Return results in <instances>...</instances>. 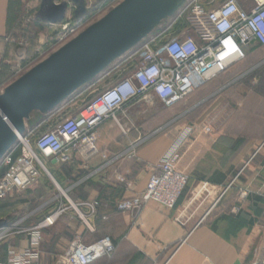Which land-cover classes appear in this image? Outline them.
<instances>
[{
  "label": "crops",
  "instance_id": "0c3cea01",
  "mask_svg": "<svg viewBox=\"0 0 264 264\" xmlns=\"http://www.w3.org/2000/svg\"><path fill=\"white\" fill-rule=\"evenodd\" d=\"M98 1L108 2L38 0L37 13L27 19L31 25L28 28L23 23V10L25 6L33 8L37 0H0V96L8 87L87 28L105 18L125 0L117 1L111 8L105 9L98 20L89 23L87 28L80 29L81 21L88 22L94 16ZM191 1L183 0L175 13L162 21H173ZM203 2L209 10L223 3L215 7L217 3L214 0ZM61 5L65 6L63 19L57 24H49L46 21L48 10ZM239 5L241 6L240 3ZM65 24L71 25L72 32H67L66 37L59 40L64 34L61 27ZM174 28L171 29L175 33ZM42 32L49 36L47 44L40 43L37 38ZM246 58L250 60L245 64L243 62L242 67H238L240 69L235 73L236 76L221 84L217 92L248 76L252 78L253 85L261 82L264 93V46L248 47ZM106 69L107 67L104 70ZM103 71L76 88L50 111L30 113L29 118L23 121L24 134L37 127L48 129L65 117L76 116L99 92L91 85ZM143 112L142 109L132 110L136 122L144 117ZM188 133V130L174 127L152 136L150 140L140 144L129 158L130 154L127 152L140 135L137 138L124 136L112 122H107L96 131L97 146L100 153L105 154V159L99 154L86 161L73 153L64 163L54 164L52 160H46V168L51 178H56L54 181L59 188V194L54 196L57 204L62 193L73 202L98 200L100 207L94 216L87 217L88 224L79 220L71 209L60 216L43 233L37 264H61L71 242L77 238L85 244H92L103 237H109L114 244L115 251L110 257L100 258L92 264H251L264 255V200L258 194L264 181V176L259 178L260 174L264 175V147H256L247 160L249 162L260 155V162H253L249 166L253 173L243 185L254 190L251 196L245 201L239 200L233 206L228 205L221 211H210L202 219L206 211L200 210L206 204L210 207V200L218 191L226 187L229 189V184L236 178L229 180L230 166L224 167L222 161L217 164L214 156H208L211 146L195 142L187 144ZM176 144H179L177 167L188 176L186 189L176 207L167 209L149 202L141 211L133 214L118 212L116 203L125 197L141 193L152 169ZM119 174L127 175L132 182L131 189L125 190L116 181ZM44 183L42 178L39 184L43 187ZM202 183H208L210 195L203 194L193 201L195 191ZM55 208L56 205H50L45 212L41 211L35 222L25 228L36 225ZM235 208H239L237 213L234 212ZM82 212L85 213V210ZM32 213L27 214L28 217ZM27 248L28 239L25 235L11 237L0 246V263L7 261L8 251L19 252Z\"/></svg>",
  "mask_w": 264,
  "mask_h": 264
},
{
  "label": "built area",
  "instance_id": "2783aa9c",
  "mask_svg": "<svg viewBox=\"0 0 264 264\" xmlns=\"http://www.w3.org/2000/svg\"><path fill=\"white\" fill-rule=\"evenodd\" d=\"M251 1L253 6L250 9L241 7L237 0H225L219 7L209 10L203 0H192L158 35L163 38L162 46L159 47L157 39H152L138 47L125 59L127 72L99 91L76 116L65 118L36 135L32 130L18 137L16 148L0 162V201L36 187L44 176L51 178L46 160L64 163L73 153L86 161L99 154L105 159V154H101L97 146L96 131L101 125L112 122L121 134L128 135L134 129L133 109L154 106L170 109L240 64L246 58L248 47H263L264 0ZM179 23L185 26L174 33L171 28ZM68 27V24L61 27L64 34L59 40L66 37L67 32H72ZM202 132L211 133L210 126L203 127ZM145 141V138L138 139L131 145L127 152L129 158ZM178 149L179 144H176L152 169L141 193L116 203L118 212L133 214L149 202L167 209L176 207L188 183L187 174L177 167ZM116 181L125 190L132 187L126 174L117 175ZM199 188L202 195H210L208 183L200 184ZM227 189L216 198L202 219ZM239 194L240 201L249 197L246 190ZM258 194L264 200V181ZM59 197L57 208L36 225L28 228L14 225L0 232V243L13 236L25 235L28 239L25 251H8L7 261L0 264H37L43 233L60 216L71 209L79 220L88 224L87 217L94 216L100 207L98 200L73 202L62 193ZM238 211L239 208H235L234 212ZM114 251L115 246L109 237L92 244H85L77 238L71 242L61 264H92L100 258L110 257ZM251 264H264V255Z\"/></svg>",
  "mask_w": 264,
  "mask_h": 264
},
{
  "label": "rangeland",
  "instance_id": "374dc122",
  "mask_svg": "<svg viewBox=\"0 0 264 264\" xmlns=\"http://www.w3.org/2000/svg\"><path fill=\"white\" fill-rule=\"evenodd\" d=\"M117 1L119 0L98 1L94 10V16L88 22L87 20L85 22L81 21L82 25L80 29H85L89 23L92 24L93 21L98 20L102 16L101 13L105 9L115 5ZM214 1L217 3L215 4L216 7L225 0ZM237 2L245 9H250L253 6L251 0H237ZM35 4L33 8L25 6L23 10V19H25L23 23L28 28L31 25L27 19L37 13L38 0ZM94 18L95 20H93ZM171 22V20L160 21L155 26V31L152 30L127 52L113 60L107 66V69L92 83L91 87L95 91L103 90L109 87L118 76L124 75L127 72L125 59L146 42L157 39L159 47L162 46L163 38L158 37V35L167 29ZM68 28L70 29L71 25ZM47 33L42 32L41 36L37 37L40 43L47 44L49 38ZM254 47L262 46L256 45ZM248 60L250 59L245 58L240 64L211 82L208 87L195 91L170 109L162 110L160 107L155 106L144 107L142 109L144 111L142 116L144 117L139 119L138 122L134 121L132 127L134 129H131L128 133V136L131 135L135 138L140 135L139 139L145 138L147 141L152 136L154 137L171 128L179 127L189 132L192 131L186 139L187 144L195 142L196 144L211 146L208 156H214L217 164L222 161L224 167L230 166L229 180L236 178V181L234 180L229 184V189H227L228 191L226 190L227 193L225 191L212 208V213L218 212V210L221 211L228 205L233 206L237 204L240 200L239 193L241 190L248 191L249 196L254 191L252 188L244 187L243 185L248 176L253 173L250 171L249 166L253 162H260V155L255 156L249 162L247 160L256 147L259 145L261 148L264 147V93L261 90L262 84L258 81L259 85H253L251 83L252 78L245 76L217 92L219 86L233 79L236 76L235 73L240 69L238 67H242L241 64L243 62L245 64ZM205 126H210L211 133L205 134L202 132ZM42 130L37 127L32 132L36 135ZM17 144L18 139L11 147V150L15 149ZM263 176L260 174L259 178H263ZM43 180L45 182L43 187L39 184L30 190L0 202V232L14 225L19 228H25L37 220L41 211L45 212L46 208H49L50 205L53 204L54 206L57 204L56 199L54 200V196L59 194L54 181L56 178L54 176L53 178L44 176ZM223 190L220 189L217 195L214 196V199ZM26 202L28 203L27 205H25ZM207 206L206 204L200 212L206 211L209 208ZM30 212H33L32 216L28 217L27 214ZM10 238H7L5 241H8ZM5 241L0 243V246Z\"/></svg>",
  "mask_w": 264,
  "mask_h": 264
},
{
  "label": "water",
  "instance_id": "95a60500",
  "mask_svg": "<svg viewBox=\"0 0 264 264\" xmlns=\"http://www.w3.org/2000/svg\"><path fill=\"white\" fill-rule=\"evenodd\" d=\"M182 2L125 0L8 87L0 96V162L18 137L23 136V121L29 118L30 113L50 111L147 36L160 21L172 16ZM64 11V5L54 6L48 10L46 21L59 23Z\"/></svg>",
  "mask_w": 264,
  "mask_h": 264
},
{
  "label": "bare ground",
  "instance_id": "6f19581e",
  "mask_svg": "<svg viewBox=\"0 0 264 264\" xmlns=\"http://www.w3.org/2000/svg\"><path fill=\"white\" fill-rule=\"evenodd\" d=\"M202 195V189H198V192L193 196V201L196 199V198H198V197H200ZM216 202V198L214 199H211L210 200V207L211 206H213L214 205V203ZM204 216V215H203Z\"/></svg>",
  "mask_w": 264,
  "mask_h": 264
},
{
  "label": "trees",
  "instance_id": "16d2710c",
  "mask_svg": "<svg viewBox=\"0 0 264 264\" xmlns=\"http://www.w3.org/2000/svg\"><path fill=\"white\" fill-rule=\"evenodd\" d=\"M184 26H185V25H184L183 23H179V24H177V25L174 26V27H175V28H174V29H175L174 31H175V32H179L180 29L183 28Z\"/></svg>",
  "mask_w": 264,
  "mask_h": 264
}]
</instances>
